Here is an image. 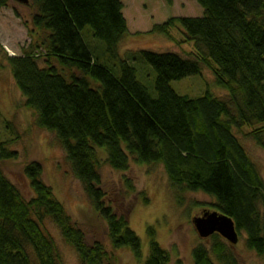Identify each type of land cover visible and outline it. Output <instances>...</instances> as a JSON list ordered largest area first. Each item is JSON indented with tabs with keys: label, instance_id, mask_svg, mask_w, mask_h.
<instances>
[{
	"label": "trees",
	"instance_id": "16d2710c",
	"mask_svg": "<svg viewBox=\"0 0 264 264\" xmlns=\"http://www.w3.org/2000/svg\"><path fill=\"white\" fill-rule=\"evenodd\" d=\"M195 1L200 17H173L151 29L168 37L178 25L184 42L193 44L191 58L148 50L121 56L119 42L128 29L120 0H29L32 25L45 36L34 50L6 55L5 61L25 107L55 135L93 211L106 222L113 250L128 248L141 259L140 239L128 215H118L107 201L99 173L102 164L125 172L131 159L161 165L179 203L186 192L214 198L212 211L231 218L246 248L264 259V180L238 136L250 128L245 136L264 149V0ZM7 3L0 0V8ZM86 27L104 49L86 41ZM141 61L155 73L154 95L137 79L140 68L133 64ZM203 66L212 69L224 98L208 92L189 98L170 87L171 81L199 75ZM15 158L0 144V264H63L46 220L58 227L78 264H112L101 243L86 242L43 182L39 163L23 167L29 199L4 176L1 163ZM148 234L144 264H167L168 252L151 228ZM209 239V249L192 250V264H238L225 239Z\"/></svg>",
	"mask_w": 264,
	"mask_h": 264
},
{
	"label": "rangeland",
	"instance_id": "374dc122",
	"mask_svg": "<svg viewBox=\"0 0 264 264\" xmlns=\"http://www.w3.org/2000/svg\"><path fill=\"white\" fill-rule=\"evenodd\" d=\"M120 1L128 29L119 42L121 56L127 50L174 52L189 58L195 55L193 44L184 42L178 25L169 28L168 37L159 32H151L155 24H162L173 17H200L203 10L195 0ZM34 12L29 0L27 4L8 0L7 5L0 8V144L5 150L16 153L15 159L1 163L4 176L29 199L32 191L23 174V167L31 162L39 163L43 182L51 188L67 215L83 231L86 242L101 243L112 257V264H144L149 255V228L154 231L155 241L168 252L167 264H192V250L196 246L210 247V239L198 236L192 219L212 211L214 198L202 192H186L182 194L179 203L159 164L140 165L130 159L129 168L125 172L115 171L102 164L99 170L101 188L115 212L128 215L129 228L140 239L141 259H136L128 248L113 250L111 247L106 222L93 211L83 185L73 176L55 135L40 128L34 112L25 107V99L14 85L10 67L5 61L6 55H21L22 49L28 51L30 46L34 50L39 39L45 36L32 25ZM82 35L89 38L86 41L91 46L104 49L103 43L92 37L89 27L82 31ZM38 50L42 54L39 62L44 64V50ZM136 63L133 66L140 68L136 74L138 81L154 95L155 73L145 62ZM57 68L69 74L68 70ZM169 85L178 95L189 98L201 97L206 92L215 97L224 98L227 95L226 91L216 85L212 69L206 66H203L199 75L171 81ZM249 131L250 128H244L238 136L264 180V149L245 136ZM127 182H130L132 188H129ZM44 228L54 238L63 264H78L75 251L62 239L58 227L46 220ZM244 237L241 234L235 245L225 241L238 264H264V259L246 248Z\"/></svg>",
	"mask_w": 264,
	"mask_h": 264
},
{
	"label": "water",
	"instance_id": "95a60500",
	"mask_svg": "<svg viewBox=\"0 0 264 264\" xmlns=\"http://www.w3.org/2000/svg\"><path fill=\"white\" fill-rule=\"evenodd\" d=\"M15 1L23 4L28 3V0ZM192 224L198 236L202 239H207L213 234H218L231 245L237 244L239 240L232 219L217 211L204 212L201 216L194 217Z\"/></svg>",
	"mask_w": 264,
	"mask_h": 264
}]
</instances>
